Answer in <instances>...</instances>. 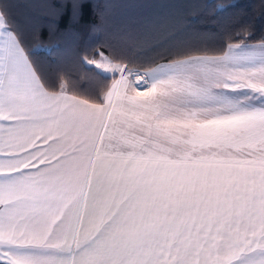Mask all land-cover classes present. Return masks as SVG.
I'll use <instances>...</instances> for the list:
<instances>
[{
  "label": "snow or ice",
  "instance_id": "6c2138e0",
  "mask_svg": "<svg viewBox=\"0 0 264 264\" xmlns=\"http://www.w3.org/2000/svg\"><path fill=\"white\" fill-rule=\"evenodd\" d=\"M253 39L242 25L218 50L144 62L91 47L100 96L49 83L0 10V264H264Z\"/></svg>",
  "mask_w": 264,
  "mask_h": 264
},
{
  "label": "trees",
  "instance_id": "16d2710c",
  "mask_svg": "<svg viewBox=\"0 0 264 264\" xmlns=\"http://www.w3.org/2000/svg\"><path fill=\"white\" fill-rule=\"evenodd\" d=\"M121 1L132 17L125 24L108 6L120 0H84L73 23V0H39L43 6L37 3L34 8L29 7L30 0H0V10L7 12L25 47L35 53L32 60L49 83H58L65 76L69 92L83 90L100 96L103 82L86 73L79 62L91 47L104 45L144 62L176 48L218 50L225 34L242 25L250 26L251 42L264 39V0ZM232 3L243 7L225 11L217 7ZM111 18L122 25H115Z\"/></svg>",
  "mask_w": 264,
  "mask_h": 264
},
{
  "label": "rangeland",
  "instance_id": "374dc122",
  "mask_svg": "<svg viewBox=\"0 0 264 264\" xmlns=\"http://www.w3.org/2000/svg\"><path fill=\"white\" fill-rule=\"evenodd\" d=\"M39 0H30V4H29V7H32V8H34V7H36V4L37 3H41L42 4V6H43V2H38ZM42 1H44V0H42ZM82 1H84V0H82ZM81 1V2H82ZM122 1L120 0V2L118 3V4H111V5H108V6H110V8H112V11L114 12V14H115V16H116V18L120 21V22H122V24H125V22H127V21H129V20H125V19H127L128 17H130L131 16V13L129 12V13H127V11H126V9H125V5L124 4H122L121 3ZM30 9V8H29ZM118 9H120L121 11H118ZM117 13V14H116ZM130 18H132V17H130ZM111 19H113V18H111ZM75 21V19L73 18V15H72V19H71V23H73ZM113 21H114V19H113ZM114 24L116 25L117 23H115V21H114ZM114 24H111L112 26L114 25ZM121 23H118L117 24V26L118 25H122ZM116 27V26H115ZM135 41V40H134ZM131 43H133V40H131L130 41ZM67 65V64H66ZM68 66V65H67Z\"/></svg>",
  "mask_w": 264,
  "mask_h": 264
},
{
  "label": "crops",
  "instance_id": "0c3cea01",
  "mask_svg": "<svg viewBox=\"0 0 264 264\" xmlns=\"http://www.w3.org/2000/svg\"><path fill=\"white\" fill-rule=\"evenodd\" d=\"M252 43H255V42H252Z\"/></svg>",
  "mask_w": 264,
  "mask_h": 264
}]
</instances>
